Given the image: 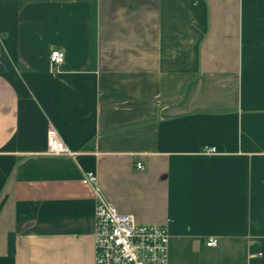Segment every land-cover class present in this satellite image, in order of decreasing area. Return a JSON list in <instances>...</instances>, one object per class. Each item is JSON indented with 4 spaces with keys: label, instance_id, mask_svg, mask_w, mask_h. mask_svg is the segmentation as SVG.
Listing matches in <instances>:
<instances>
[{
    "label": "crops",
    "instance_id": "obj_1",
    "mask_svg": "<svg viewBox=\"0 0 264 264\" xmlns=\"http://www.w3.org/2000/svg\"><path fill=\"white\" fill-rule=\"evenodd\" d=\"M88 171L168 264H264V0H0V264H93Z\"/></svg>",
    "mask_w": 264,
    "mask_h": 264
},
{
    "label": "built area",
    "instance_id": "obj_2",
    "mask_svg": "<svg viewBox=\"0 0 264 264\" xmlns=\"http://www.w3.org/2000/svg\"><path fill=\"white\" fill-rule=\"evenodd\" d=\"M64 55L60 51L50 54V61L59 65ZM204 153L214 154V147H205ZM46 155L75 158L79 151H72L58 132L50 127L46 133ZM141 169L142 166L137 164ZM82 184L94 194L93 264H168L169 233L165 225L138 224L132 216L120 213L103 196L94 172H85ZM217 245L210 238L207 247Z\"/></svg>",
    "mask_w": 264,
    "mask_h": 264
},
{
    "label": "trees",
    "instance_id": "obj_3",
    "mask_svg": "<svg viewBox=\"0 0 264 264\" xmlns=\"http://www.w3.org/2000/svg\"><path fill=\"white\" fill-rule=\"evenodd\" d=\"M8 251L10 254L13 253V251H14V242L12 240L11 235H9V237H8Z\"/></svg>",
    "mask_w": 264,
    "mask_h": 264
}]
</instances>
